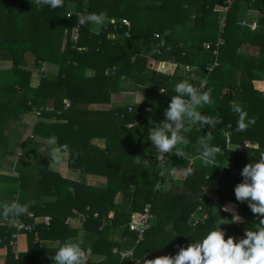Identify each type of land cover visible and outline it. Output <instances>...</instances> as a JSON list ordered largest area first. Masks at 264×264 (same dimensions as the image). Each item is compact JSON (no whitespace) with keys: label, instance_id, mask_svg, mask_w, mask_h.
<instances>
[{"label":"trees","instance_id":"obj_1","mask_svg":"<svg viewBox=\"0 0 264 264\" xmlns=\"http://www.w3.org/2000/svg\"><path fill=\"white\" fill-rule=\"evenodd\" d=\"M0 1V51H4V57L1 58L7 57L12 61L8 70L12 78L10 81L5 78L3 82L8 86H0V93L11 94L16 100L14 105L2 102L0 116L3 112L12 111L17 115L37 112L40 116L54 115L65 120L58 124L36 122L33 126L35 134L55 138L61 156L58 171H50L44 165L35 177L30 176L28 180L21 173L18 177L0 173V183L11 180V184L0 186V220L5 217L4 206L12 202L25 206L27 212H32L34 216L48 215L51 218L47 226L39 223L33 231L18 233L16 259L12 249L4 247L14 228L0 225V254L6 252L5 264H54L52 257L56 251L40 248L38 241L60 237L58 248L69 241L76 230L66 220L77 211L87 213L84 228L99 234L92 247L86 250L88 256L85 253V264H133L130 258L121 257L119 251L113 253L115 242L108 240V233L113 225H123L124 233L129 231L128 224L141 217L147 205H150L153 218L132 253L133 258L140 260L144 258L145 252L155 251V259L164 255L168 247L152 248L155 236L171 234L180 249L181 245L186 248L193 242L202 240L211 230H219L222 219L229 221L225 239L232 236L237 242L245 238L246 230H256L261 226L260 219L264 217L253 214L247 202L236 200L234 188L243 181V177L232 173L231 169H243L264 155V91L255 84V80H264V77H259L254 71L264 73V16L258 19L253 30L249 25H237L235 17L239 2L245 1L247 8L264 12V0H234L230 6L227 5V0H151L159 2L156 6L139 5L141 0H89L86 10L83 0H63V6L56 9L38 6L35 0ZM217 5L227 7L226 11L222 10L221 16L214 10ZM194 6L197 9L193 11L201 15L200 29L204 31V36L193 48L198 51L205 49L204 42L210 44V48L205 49L211 55L213 68L210 78L214 86L228 88V95L221 98L220 106L214 113L220 123L211 131L214 137L212 144L220 146L222 153L219 158H215L214 164H205L200 159L193 162L184 182L185 187L190 190L191 196H188L161 190L162 168L157 165L155 148L148 139L146 124L140 122L135 128L126 126L127 123L134 122V112H128L127 107L116 108L114 111H93L83 105L108 103L110 94L121 90L123 76H130L137 85L147 89L143 106L153 109L152 121L155 127L154 124L164 116L172 97V88L163 94L159 91L165 81L171 82V78L146 69V59L139 55L138 46L144 44L154 59L177 61L186 50L176 41L174 26L187 21L188 7ZM69 10L75 12L67 16ZM100 11L106 17H126L130 25H121L117 30L121 33L128 31L129 36L118 40L108 39L107 34L115 26L114 23H109L107 29H102L97 34L91 32V23H79L80 15L97 14ZM223 16L224 25L220 29ZM77 23L78 39L74 43L72 35ZM235 29L242 32L237 43H234L232 37ZM219 36L222 37L223 44L218 47L217 56H214L212 50ZM242 43L257 46L259 55L239 57L235 50ZM26 52L35 55L34 64L39 67L40 76L38 74L35 85L30 83V70L21 67L25 63L23 57ZM133 56L134 60L131 61ZM241 60L248 65L247 79L241 83L231 78L225 79L226 82L223 78L220 79L218 75L236 68ZM215 61L217 64L213 66ZM112 67H115L113 71L105 73L106 68ZM87 68L93 69L91 75H86ZM200 68L205 67L201 65ZM147 81L153 83V86H145ZM63 98L70 101V106L66 109H63ZM236 98L241 101L246 119H255V124L244 131H237L239 116L228 105ZM49 99L56 102L52 106L53 110L47 109ZM133 107L143 111L142 107ZM57 110L60 112L57 113ZM94 137L104 138L105 148L91 145L89 140ZM227 142L241 144L245 149L227 151ZM246 142L252 145L247 146ZM226 156H230L233 161L228 169L221 164ZM179 157L180 155L168 154L166 166ZM137 160L140 162L137 163ZM180 161L182 164L186 163L183 159ZM174 165L173 163L171 166ZM68 167L78 168L83 174L104 175L107 185L105 188H96L81 181L70 180L62 175ZM23 168L30 169L28 166ZM196 169H200V174L194 179ZM158 184L161 185L160 190L157 189ZM205 190L216 193L217 199L213 201L206 197L203 193ZM45 196L55 198L48 201L43 199ZM39 199L41 202H37ZM226 201L239 205L236 214L240 217L239 220H233V216L222 211ZM198 208L205 211V217H192L189 223L191 215ZM109 211H113L112 217L108 216ZM25 214L18 216L30 221L24 218ZM15 217L12 214L7 216L10 225ZM170 224L173 232L167 229ZM223 229L225 227L221 228ZM133 235L136 239L135 231ZM91 252H102L105 258L99 262H91Z\"/></svg>","mask_w":264,"mask_h":264},{"label":"crops","instance_id":"obj_2","mask_svg":"<svg viewBox=\"0 0 264 264\" xmlns=\"http://www.w3.org/2000/svg\"><path fill=\"white\" fill-rule=\"evenodd\" d=\"M139 5L142 6H156L159 4L158 1H151V0H141L138 2ZM17 7V6H16ZM2 8V4L0 1V13ZM19 8V7H18ZM189 8V17L185 22H179L174 26V36L176 41H178L186 51L182 53L177 61L168 59L164 61H160L154 59L150 56L149 51L146 49L144 44L138 46L139 55L146 59V69L155 71L156 73H160L167 78H171V82H164V85L161 89L163 92L159 91L161 94L165 92H169L172 88V92L170 91V95H176L174 91V87L178 82L181 81H188L194 87L200 86L199 91L204 92L208 89H211V104L203 105L198 110L207 116H211L210 118L213 121L216 120L215 112L217 111L218 106H220L221 98L227 94L228 88H218L217 86L213 85V80H211L210 72L212 71L211 65V55L205 49H198V51L193 48L194 44L203 38L204 31L202 32L200 27L201 23L199 21V17L201 16L198 12H194L193 9H197L196 6L188 7ZM215 11H218L220 16L222 14V6L217 5L214 8ZM97 14H102V12H98ZM104 15V14H103ZM264 16V12L260 10H254L247 8L246 2L241 1L238 5V10L236 11V21L237 25L243 27L244 25H249L250 29H255L257 25V21L260 17ZM109 23H114L115 26L110 30L107 34L108 39L111 40H118L120 38L124 39L127 36L125 32L121 33L118 32L117 28L121 25L129 26V20L124 18H116V17H106L103 16L101 23H91L90 30L92 33L97 34L102 29H107V25ZM203 25V24H202ZM209 32V31H208ZM239 29H235L233 32L232 37L234 38V43H237L239 34ZM208 35V33H207ZM140 41V40H139ZM138 41V42H139ZM211 41V39H209ZM205 43V42H204ZM62 47H64V42L62 43ZM239 57L245 56H255L259 55V49L257 46L251 45L249 43H242L240 46L235 50ZM4 51H0V63L4 68V70H9L12 65V61L10 59L1 58ZM172 57V55H169ZM235 56V53H233ZM4 57V56H3ZM183 57V58H182ZM243 60V58H241ZM23 60L25 63L21 64V67H24L25 70L29 71L31 74L30 83L31 85H35L33 82L34 77H38L35 73V55L32 52H26L24 54ZM134 60V56L131 58V61ZM239 61V65L236 68H233L231 71L226 70L222 72L220 75V79L224 80L231 78L235 79L237 83H241L242 80L248 78V65L244 64L243 61ZM206 64V65H205ZM203 65L205 68H200ZM228 65V64H227ZM229 66V65H228ZM0 69V71H2ZM115 67L106 68L105 73H110L113 71ZM255 73L259 77H264V73L258 70H254ZM93 73V69L87 68L86 75H91ZM172 77L174 79H172ZM38 80V79H37ZM122 88L119 92H112L110 94L109 102L108 103H90L84 104L83 107L88 108L93 111H102V110H111L114 111L116 108H125L127 105H133L136 107H142L143 110V117L141 119V124H146V132L150 134V130L154 128L152 116H153V109L148 106H143L147 89L142 85H137L134 79L130 76H123L122 78ZM257 86L264 91V80H255ZM223 82V81H222ZM226 82V81H225ZM153 86V83L147 81L145 86ZM165 89V90H164ZM232 93V92H231ZM228 95V94H227ZM1 99V98H0ZM64 100H68L67 98H63ZM69 101V100H68ZM4 103L5 100H0V104ZM70 102V101H69ZM11 103V104H10ZM16 103L15 98L11 101H7L5 104L14 105ZM56 102L53 99L48 100V106H53ZM233 103H237L241 106L240 99H233L229 102V106ZM33 115H32V114ZM35 112H30L27 114H16L15 111L12 113L3 112L0 116V173L4 175H8L11 177H18L21 174L24 175V179L28 180V178L35 177L38 173V170L43 168L44 165H47V168L50 171H58V163L61 159L59 154V150L57 148L56 142L49 143L48 141L50 138L41 137L38 134H35L33 131V126L36 122H48V123H63L65 120L58 119L56 116L51 115L48 117L40 116L34 114ZM17 115V116H16ZM138 122L135 127H138ZM155 125V124H154ZM214 127H210L205 125L202 128L199 124L191 125L188 128V131L184 133L187 143L184 145L179 146V150L182 153L180 157L176 160L170 161V165L166 166L165 170H162V191L173 192V193H182L187 194L189 196L190 190L185 187L184 182L186 177L188 176L189 168L192 166L193 162L196 159L202 160L200 156V145L199 141L205 135L214 131ZM214 140V137L211 134V140L209 143L211 145ZM29 143V144H27ZM91 145H95L97 148H105V139L100 137H94L89 140ZM247 146H251L252 143L246 142ZM215 146V145H214ZM218 148V152L216 153V158H219V155L222 153L220 150V146H216ZM245 146L241 144H233V143H226V150L227 151H243ZM170 155L176 154L173 150L169 153ZM177 155V154H176ZM232 154H230L231 156ZM66 156V154H65ZM230 156H226L223 158L221 164L223 167L227 168L230 165H233V161L230 160ZM181 159L185 160L186 163L182 164ZM176 162V163H175ZM173 163L175 164L174 166ZM30 167L23 168V167ZM203 166V165H202ZM200 169H196L194 171V179L200 174ZM64 177L84 182L85 185L96 187V188H105L107 185V178L104 175L98 174H83L81 173L80 169L68 167L64 170L63 174ZM207 176V175H206ZM2 186V182L0 183ZM204 195L209 199L215 201L217 199V194L213 191L205 190ZM191 196V194H190ZM54 196H45L44 200H53ZM37 202H41V200H37ZM228 208V211H225V208ZM239 205L232 201H226L222 206V211L225 213L235 216L238 212ZM113 211H109L108 216L112 217ZM206 213L202 208H198L193 212L189 219V223H191V218H203L205 217ZM87 218V213L77 211L74 215L69 216V225L71 228L75 229L76 232L70 238L71 241L80 242L81 247L84 249L85 253L88 256V248L92 247L94 242L97 240L99 234L94 232V230H87L84 228V221ZM155 222V219H154ZM223 229L226 230V226L229 225V221L227 219H222L220 221ZM221 227V228H222ZM169 232L172 231V224L168 225L167 227ZM134 231H126L124 233V226L123 225H113L108 233V240L115 242V246L113 247V253L119 251L121 257L130 258L133 264H152L151 260L155 259L156 252H148L143 254V259H136L133 258L132 253L134 246L137 243V240L134 239ZM155 243L152 244V248L163 249L164 247H168L165 251L163 256H174L176 255L181 248H185V246H179L178 249L176 242L172 235L169 234L167 236H155L153 238ZM152 239V240H153ZM158 239V240H157ZM153 240V241H154ZM60 243V237L57 239H50V240H39L38 246L43 249L58 250V245ZM105 258V254L102 252H91L89 254V259L91 262H99ZM6 259V252L4 254H0V264H5ZM55 264V262H54Z\"/></svg>","mask_w":264,"mask_h":264},{"label":"clouds","instance_id":"obj_3","mask_svg":"<svg viewBox=\"0 0 264 264\" xmlns=\"http://www.w3.org/2000/svg\"><path fill=\"white\" fill-rule=\"evenodd\" d=\"M38 6H48L56 9L63 6V0H35ZM103 14H82L78 17L79 23H101ZM161 92L163 90L160 89ZM174 91L176 95L171 97L166 117L163 123H158L150 130L148 139L160 153H170L173 150L177 155H182L179 146L187 143L184 133L189 126L199 124L215 127L219 120L213 121L198 109L203 105L211 104V89L200 92L188 81L178 82ZM232 111L237 113V131H244L255 124L254 118H247L242 107L233 103ZM211 133L202 137L199 141L200 156L205 164H214L218 148L211 145ZM55 142V138L48 141ZM140 161L137 160V163ZM191 171V170H189ZM243 181L234 188V194L238 202H247L253 214L264 217V155L258 161L248 164L241 171ZM229 209L226 207L225 211ZM27 209L18 202L5 205L3 215L18 216L25 214ZM238 215L233 220H239ZM260 227L256 230H246L245 238L238 242L232 236L225 239V231L211 230L206 236L197 242H193L186 248H181L174 256H162L151 260L152 264H264V218L260 219ZM52 260L55 264H85L86 255L80 242L67 241L55 252Z\"/></svg>","mask_w":264,"mask_h":264},{"label":"built area","instance_id":"obj_4","mask_svg":"<svg viewBox=\"0 0 264 264\" xmlns=\"http://www.w3.org/2000/svg\"><path fill=\"white\" fill-rule=\"evenodd\" d=\"M233 1L234 0H227V5L230 6ZM88 2H89V0H83L84 10H86ZM222 10L226 11L227 7H223ZM73 12H75V11L74 10L67 11V16L71 15ZM224 20H225V17L223 16L221 18V21H220V29H222V27L224 25ZM78 32H79V23H77V25L73 29L72 41L74 43L78 39ZM125 35L128 37L129 32L125 31ZM222 44H223V39L221 36H219L217 38L216 43H215V48L212 50V54L214 56H217L218 47ZM203 47L208 49V48H210V44L205 42V43H203ZM216 64H217V62L215 61L213 66H215ZM196 88L199 90L200 86H197ZM161 90H163V89H161ZM69 106H70V102L68 100H64L63 101V109H66ZM47 109L53 110L52 107H47ZM127 111L128 112H134L136 115V118H135L134 122L127 123L126 126L127 127H134L138 122L141 121V119L144 115L143 111L135 110L133 105H127ZM59 112H60V110H57V113H59ZM165 119H166V117L164 115L158 123H163L165 121ZM158 123H156V124H158ZM168 154L169 153H167V154L160 153L158 150L155 149V159H156L157 165H159L162 168V170L166 169ZM241 171H242V169H235V168L231 169V172L235 173V174L241 175ZM157 189H159V190L161 189L160 184L157 185ZM149 207H150V205H147L146 207H144V211H143V214L141 215V217H139L136 221H133V222L128 224V229L135 231L137 233V238H136L137 241L143 237L144 231L150 227L151 220L153 217H152V214L149 210ZM94 215L96 216L97 214L95 213ZM24 218L30 219V221L24 220L20 216H16L12 220L11 225L8 223L7 217H4L2 220H0L1 226H8V227L12 226L14 228V231L11 233L9 240L6 243H4V247H6V248L10 247L12 249V252L14 254L15 259L17 257V249H18V244H17L18 233L21 231H33L35 229L36 225L39 223H43L44 225L47 226L50 222V219H51L50 216H48V215L34 216L33 213L30 211H28L25 214ZM68 221H69V219L66 220V222H68ZM0 242H1V239H0ZM13 264H18V263H13Z\"/></svg>","mask_w":264,"mask_h":264},{"label":"rangeland","instance_id":"obj_5","mask_svg":"<svg viewBox=\"0 0 264 264\" xmlns=\"http://www.w3.org/2000/svg\"><path fill=\"white\" fill-rule=\"evenodd\" d=\"M238 5H239V3H238ZM42 67V66H41ZM41 67H40V69H41ZM2 68H4L3 66H2V64L0 63V69H2ZM42 68H44V66L42 67ZM35 70V73H36V75H38L39 74V76H40V73H39V67H35L34 68ZM42 71V70H41ZM43 73V72H42ZM39 76L37 77H34L33 78V80H34V84H36L37 82H38V78H39ZM5 78H7L9 81H10V78H12V74H11V72H8V70H4V69H2V71H0V86L3 88V87H5V86H8L7 85V83L6 82H3L4 80H5ZM22 97L23 96H21V99H22ZM0 100H5V101H8V100H10V99H12L13 98V96L11 95V94H8V93H0ZM19 101V100H18ZM49 107H52V106H49ZM32 114V113H31ZM34 114H37L36 112L34 113ZM33 115V114H32ZM27 144H29V143H27ZM2 184H5L6 186L7 185H9V184H11V180H7V181H5V182H3Z\"/></svg>","mask_w":264,"mask_h":264}]
</instances>
